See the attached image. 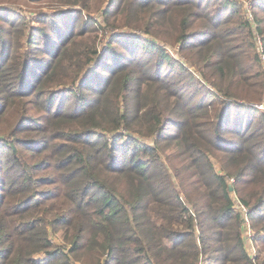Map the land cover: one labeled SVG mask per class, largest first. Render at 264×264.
Here are the masks:
<instances>
[{
    "label": "trees",
    "instance_id": "obj_1",
    "mask_svg": "<svg viewBox=\"0 0 264 264\" xmlns=\"http://www.w3.org/2000/svg\"><path fill=\"white\" fill-rule=\"evenodd\" d=\"M42 1L0 14V264H264V0Z\"/></svg>",
    "mask_w": 264,
    "mask_h": 264
},
{
    "label": "rangeland",
    "instance_id": "obj_2",
    "mask_svg": "<svg viewBox=\"0 0 264 264\" xmlns=\"http://www.w3.org/2000/svg\"><path fill=\"white\" fill-rule=\"evenodd\" d=\"M2 1V0H0ZM240 2L243 3V10H244V15L248 18V19H254L255 17V14H254V6H252V1L253 0H239ZM44 2L42 0H39L37 2H27L26 4H20L19 6H14L13 4L9 3V2H0V14H4V13H24L28 16H32V15H36L37 13H34V11L38 12L40 10H44V11H48V9H51L52 6H54L53 4H49V5H46V4H43ZM31 6H34V7H39V8H33ZM14 9L16 11H14ZM256 12L258 14H260L261 12L259 10H256ZM93 15L97 16V12H93ZM261 15V14H260ZM252 19V20H253ZM255 20V19H254ZM257 20L254 21V23L256 22ZM34 23V22H33ZM80 23V22H79ZM81 25V23H80ZM255 26V24H253ZM258 33V32H257ZM255 33V35L257 36V45L256 47L258 48L260 54H262V44L263 43V39L261 38V34L259 35V33L257 34ZM137 34V32H136ZM142 37H145L147 35V33H140ZM99 38H100V46H104L106 43H107V38L101 34V31L99 30ZM166 49L169 51V53L174 56L175 58H182L183 61H185L186 65L188 64L185 57L181 55V53L178 52L177 50V45H172V44H167L166 46ZM123 51V50H122ZM262 58L264 59V55L262 54ZM105 59H107L105 57ZM206 85H209V83L206 82ZM198 97H207L206 95V91L205 90H202V91H199L198 93ZM260 108L263 109L264 111V105H258ZM226 136V135H225ZM232 137V134L231 135H227L226 138H230ZM249 224H250V220L248 219V216H247V220H244V227H243V236H244V244L247 248V251L250 253V254H259V258H263L264 257V250H263V246L262 244H260V242H258L257 240H254L253 238V230L249 228ZM58 237V236H57ZM36 256H42L41 253L37 254Z\"/></svg>",
    "mask_w": 264,
    "mask_h": 264
},
{
    "label": "built area",
    "instance_id": "obj_3",
    "mask_svg": "<svg viewBox=\"0 0 264 264\" xmlns=\"http://www.w3.org/2000/svg\"><path fill=\"white\" fill-rule=\"evenodd\" d=\"M242 210L247 212L245 207H242ZM245 220H247V215H245Z\"/></svg>",
    "mask_w": 264,
    "mask_h": 264
}]
</instances>
